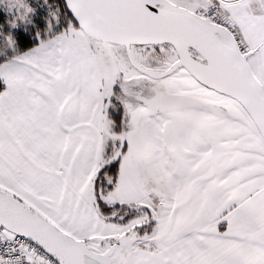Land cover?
<instances>
[{
	"label": "snow or ice",
	"instance_id": "6c2138e0",
	"mask_svg": "<svg viewBox=\"0 0 264 264\" xmlns=\"http://www.w3.org/2000/svg\"><path fill=\"white\" fill-rule=\"evenodd\" d=\"M0 264H264V0H0Z\"/></svg>",
	"mask_w": 264,
	"mask_h": 264
}]
</instances>
